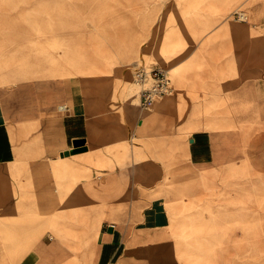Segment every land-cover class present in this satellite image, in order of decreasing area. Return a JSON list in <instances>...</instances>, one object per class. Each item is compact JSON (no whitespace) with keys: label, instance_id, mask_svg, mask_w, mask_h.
Returning a JSON list of instances; mask_svg holds the SVG:
<instances>
[{"label":"crops","instance_id":"obj_1","mask_svg":"<svg viewBox=\"0 0 264 264\" xmlns=\"http://www.w3.org/2000/svg\"><path fill=\"white\" fill-rule=\"evenodd\" d=\"M53 1L83 32L84 59L12 83L0 72V264H184L192 225L235 227L238 199L263 208L264 0ZM6 22L0 48L28 32ZM139 60L174 83L148 109L125 100L122 69Z\"/></svg>","mask_w":264,"mask_h":264},{"label":"rangeland","instance_id":"obj_2","mask_svg":"<svg viewBox=\"0 0 264 264\" xmlns=\"http://www.w3.org/2000/svg\"><path fill=\"white\" fill-rule=\"evenodd\" d=\"M26 1L28 3L27 15L22 16L19 14L21 13L22 0H0V8H12L14 13L10 16L0 14V24L6 20V23H11L14 29H20L21 23L28 24L27 33L20 31L13 33L14 41L9 43L7 47L0 48V72L10 74L9 80H5V83L16 81L22 71L34 72V74H52L55 72L64 74V72H69L68 67L74 66L69 62L77 59L80 62L84 59L83 32L73 33L70 31L69 20L74 17L64 15L68 6L62 2L55 3L56 1L53 0H45L44 6H38L37 0ZM179 1L173 0L174 7L180 6L176 5ZM224 2L227 0H221L222 5ZM242 2L243 0L231 1V11L239 8ZM80 18L83 17H77L78 24H80ZM164 18V15H157L151 22L156 25V35L161 34ZM170 19L175 25L180 17L173 16ZM0 27L2 26L0 25ZM93 34V40H100L98 39L99 33L94 32ZM21 35L28 37L21 40ZM27 38L28 46L21 47V42L27 41ZM5 49L8 50V52L6 51L7 55L3 52ZM99 50V48H94L93 54L95 55L96 51ZM24 54H28V59L27 55L24 56ZM138 62L146 66L152 64V62L142 60ZM155 63L164 64L160 61ZM80 64L84 66L83 63ZM136 64L127 65L121 72L122 75L128 73L129 83L127 86L124 85L125 100L132 103H138V86L133 82L132 76ZM106 67L108 66L106 65ZM95 70L100 71L101 69L94 64L93 71ZM80 71L83 69L77 70L79 73ZM94 82L102 84V82L109 83L110 80ZM253 203V209L250 210L252 214L248 215L245 213L243 200H237V223L235 227L233 223L227 221V216H221V221L218 223L192 225L190 235L197 238L188 240L186 245L188 247L185 250L188 251V255L183 256L184 264H264V204L262 208L256 206V204L260 205V202L254 201Z\"/></svg>","mask_w":264,"mask_h":264},{"label":"built area","instance_id":"obj_3","mask_svg":"<svg viewBox=\"0 0 264 264\" xmlns=\"http://www.w3.org/2000/svg\"><path fill=\"white\" fill-rule=\"evenodd\" d=\"M240 20L247 16L244 12H236ZM133 82L138 86V103L141 108L152 107L159 99L174 93V83L167 68L161 65H134Z\"/></svg>","mask_w":264,"mask_h":264},{"label":"bare ground","instance_id":"obj_4","mask_svg":"<svg viewBox=\"0 0 264 264\" xmlns=\"http://www.w3.org/2000/svg\"><path fill=\"white\" fill-rule=\"evenodd\" d=\"M260 48V47H259ZM260 50V49H259ZM247 81V80H246ZM247 87V86H246ZM253 87V86H252ZM245 90V89H244ZM186 91V90H185ZM232 91V90H231ZM242 91V90H241ZM240 91V92H241ZM248 93V92H247ZM198 94V93H197ZM238 94H240V93H238ZM185 95V94H184ZM234 95V94H233ZM246 95V94H245ZM181 96V95H180ZM198 96V95H197ZM200 96V95H199ZM229 96V95H228ZM232 96V95H231ZM179 97V96H178ZM183 97H186V96H183ZM176 98V97H175ZM185 100V99H184ZM203 100V99H202ZM199 101V100H198ZM230 101V100H229ZM247 101V100H246ZM175 103V102H174ZM182 103V102H181ZM248 103V102H247ZM183 104V103H182ZM199 105V104H198ZM246 105V104H245ZM177 106V105H176ZM190 108V107H189ZM236 108V107H235ZM238 109V108H237ZM242 110V109H241ZM262 110V109H261ZM177 111V110H176ZM186 111V110H185ZM236 111V110H235ZM240 111V110H239ZM263 111V110H262ZM182 112V111H181ZM250 113V112H249ZM187 114V113H186ZM258 114V113H257ZM203 115V114H202ZM262 116V115H261ZM241 117V116H240ZM255 117V116H254ZM264 117V116H263ZM184 118V117H183ZM178 119V118H177ZM241 119V118H240ZM264 120V119H263ZM177 121V120H176ZM186 121H187V119H186ZM185 121V122H186ZM181 122V121H180ZM190 123H191V121H190ZM246 123V122H245ZM260 123V122H259ZM194 124V123H193ZM203 126V125H202ZM193 127V126H192ZM195 130V129H194ZM197 130V129H196ZM199 130V129H198ZM197 130V131H198ZM240 130V129H239ZM184 131V130H183ZM191 131V130H190ZM218 132V131H217ZM192 133V132H191ZM213 133V132H212ZM216 133V131L214 132V134ZM195 134H197V133H195ZM205 136V135H204ZM194 137H196V136H194ZM206 137V136H205ZM206 140V139H205ZM203 141H204V139H203ZM196 144H198V143H196ZM206 145V144H205ZM199 146H202V145H199ZM207 148V147H206ZM205 148V149H206ZM209 149V148H208ZM191 151V150H190ZM244 158V157H243ZM45 165V164H44ZM179 166V165H178ZM194 167V166H193ZM192 167V168H193ZM191 168V169H192ZM181 169V168H180ZM183 169V168H182ZM188 169V168H187ZM193 170V169H192ZM201 170V169H200ZM180 171V170H179ZM194 172V171H193ZM195 173V172H194ZM198 173V172H197ZM33 177V176H32ZM190 177V176H189ZM192 177V176H191ZM195 177V176H194ZM181 178V177H180ZM179 178V179H180ZM33 179V178H32ZM187 179H189V178H187ZM31 180V179H30ZM181 180V179H180ZM183 180V179H182ZM165 182V181H164ZM32 193H34V192H32ZM31 193V195H33ZM245 194V193H244ZM225 195V194H224ZM227 195V194H226ZM234 195V194H233ZM232 196V195H231ZM233 197V196H232ZM230 198V197H229ZM232 199V198H231ZM243 201H245V200H243ZM32 205H33V203H32ZM67 205V204H66ZM97 207V206H96ZM38 209H39V207H38ZM59 210H61V209H59ZM89 210V209H88ZM101 211H102V209H101ZM74 212V211H73ZM76 212H80V211H76ZM99 212V211H98ZM96 213V212H95ZM105 213V212H104ZM139 213V212H138ZM81 214V213H80ZM36 215V214H35ZM84 215H85V213H84ZM89 215V214H88ZM32 216H34V215H32ZM48 216V215H47ZM56 216V215H55ZM64 216H65V214H64ZM74 216V215H73ZM83 216V215H82ZM81 216V217H82ZM103 216H104V214H103ZM137 217V216H136ZM74 218V217H73ZM27 219V218H26ZM30 219V218H29ZM37 219V218H36ZM61 219V218H60ZM39 220H40V218H39ZM64 220V219H63ZM34 221V220H33ZM54 221H56V220H54ZM88 221V220H87ZM145 221V220H144ZM94 222V221H93ZM62 223V222H61ZM53 224H54V222H53ZM154 226V225H153ZM59 227V226H58ZM42 230V229H41ZM45 230V229H44ZM61 230H63V229H61ZM96 231V230H95ZM63 232V231H62ZM96 233V232H95ZM42 234V233H41ZM40 234V235H41ZM62 234V233H61ZM61 234H59V235H61ZM35 235V234H34ZM37 235V234H36ZM51 235V234H50ZM42 236V235H41ZM44 236V235H43ZM93 236V235H92ZM33 237V236H32ZM55 237V236H54ZM40 238H42V237H40ZM33 240H35V239H33ZM38 241V240H37ZM30 243H31V241H30ZM41 244V243H40ZM39 245V244H38ZM47 245V244H46ZM27 247V246H26ZM59 247V246H58ZM30 248V247H29ZM25 249V248H24ZM22 252V251H21ZM24 254V253H23ZM4 255V254H3ZM8 255V254H7ZM19 255V254H18ZM22 255V254H21ZM20 255V256H21ZM14 257V256H13ZM1 258V257H0ZM8 258V257H7ZM4 260V259H3ZM25 260V259H24ZM5 261V260H4ZM10 261V260H9ZM16 261V260H15ZM73 261V260H72ZM16 262H18V261H16ZM69 262V261H68ZM73 263V262H72ZM70 264V263H69Z\"/></svg>","mask_w":264,"mask_h":264}]
</instances>
